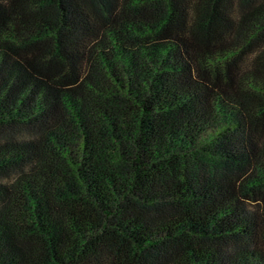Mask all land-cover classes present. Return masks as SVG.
<instances>
[{"label": "trees", "instance_id": "obj_1", "mask_svg": "<svg viewBox=\"0 0 264 264\" xmlns=\"http://www.w3.org/2000/svg\"><path fill=\"white\" fill-rule=\"evenodd\" d=\"M0 264H264V0H0Z\"/></svg>", "mask_w": 264, "mask_h": 264}]
</instances>
